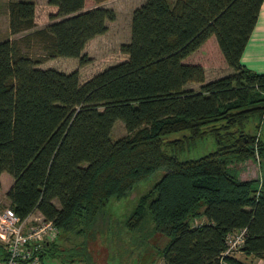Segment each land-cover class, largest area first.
Masks as SVG:
<instances>
[{"label": "trees", "instance_id": "trees-1", "mask_svg": "<svg viewBox=\"0 0 264 264\" xmlns=\"http://www.w3.org/2000/svg\"><path fill=\"white\" fill-rule=\"evenodd\" d=\"M87 1L94 5L85 8ZM102 1L46 0L56 10L40 28L33 1L6 3L8 34L28 30L0 40V174L12 178L8 207L20 219L39 212L55 240L83 235L109 197L163 168L126 221L138 227L149 213L154 230L167 237L163 264H215L225 234L243 227L240 253L264 261V140L256 137L264 73L239 61L262 0H144L119 46L124 60L83 82L76 69L39 67L56 57L89 61L85 44L115 17ZM210 37L231 72L206 81L200 54L187 58ZM189 82L200 85L194 90ZM117 119L127 133L110 140ZM208 137L213 150L179 158ZM246 160L259 165L257 195L256 179H240L234 167ZM55 240L43 243L42 262L85 254L83 247L59 250ZM6 257L0 243V262Z\"/></svg>", "mask_w": 264, "mask_h": 264}, {"label": "rangeland", "instance_id": "rangeland-1", "mask_svg": "<svg viewBox=\"0 0 264 264\" xmlns=\"http://www.w3.org/2000/svg\"><path fill=\"white\" fill-rule=\"evenodd\" d=\"M6 1L9 0H0V40L9 35L7 15L4 12ZM143 1L104 0L99 3L103 7L112 9L115 17L114 20L107 22V30L104 34L84 46L82 53L89 58V61L84 65L80 66L76 58L56 57L46 60L38 66L41 68L50 67L62 72H70L76 69L79 81L83 82L106 66L124 60L126 55L119 50V46L128 40L131 11ZM167 1L171 2L172 0ZM47 5L45 0H34V16L37 22L40 21L39 25L45 23L44 21L49 11ZM93 5V2L87 1L85 8ZM210 39L209 41L212 42L207 40L208 43L206 42V46L202 47L203 50L200 51L203 55H205L203 52L206 53L209 62L207 63L204 60L201 64L203 66H213L204 70L206 81L217 76L221 70L220 68H214L220 67L221 60L215 39L213 37H210ZM187 59L192 60V56ZM185 86L195 89L197 88V83L189 82ZM260 120L262 121L260 123L261 127L256 132V137L259 136L264 140V112H261L259 122ZM249 131L253 132L254 129L249 128ZM126 133L123 123L117 119L111 127L109 139L116 140L125 136ZM181 134V132L174 133L170 137H180ZM213 147L214 144L208 137L198 143L196 148H193L194 150L183 151L185 153L179 155V158L196 157L213 150ZM251 162L254 164H247L249 166L241 164V166H238L239 172H241L240 178L252 179L259 177L257 161L251 160ZM163 172V168H158L146 178L138 181L125 195L109 197L85 234H58L55 241L59 250L73 249L80 251L83 247L85 254L83 253L82 256L69 263H62L59 258H54L51 259L49 264H163L161 250L167 242V237L160 231L154 230V224L149 213H145L138 227H131L126 223L127 217L136 205L139 196L146 192L160 178ZM4 174L10 178L11 182V177L6 173ZM7 186L8 180L2 178L0 184V207L8 206V201L5 198ZM32 215L37 216V212L34 211ZM197 220L204 221L202 218ZM235 257L247 264H264L263 260L260 261L251 256H244L240 252L236 253Z\"/></svg>", "mask_w": 264, "mask_h": 264}, {"label": "built area", "instance_id": "built-area-1", "mask_svg": "<svg viewBox=\"0 0 264 264\" xmlns=\"http://www.w3.org/2000/svg\"><path fill=\"white\" fill-rule=\"evenodd\" d=\"M264 112V111H263ZM262 112V113H263ZM262 121L258 124H260ZM202 221L193 220V225ZM53 225L42 219H20L8 206L0 207V243L4 245L7 257L0 264H42L38 252L43 243L54 237ZM246 228L230 231L224 236V248L215 264H228L227 257L240 252Z\"/></svg>", "mask_w": 264, "mask_h": 264}, {"label": "crops", "instance_id": "crops-1", "mask_svg": "<svg viewBox=\"0 0 264 264\" xmlns=\"http://www.w3.org/2000/svg\"><path fill=\"white\" fill-rule=\"evenodd\" d=\"M31 1L34 2V0H31ZM47 6L49 7V11L47 12V16H46L45 21H44L45 23L43 25H39V22L40 21L37 22L36 19H35V16H34V22L36 24V26H35L36 28H40V27L45 26L49 22L48 15L55 13L56 8L54 6H51V5H47ZM4 12L7 15L6 5H5ZM34 12H35V7H34ZM27 31L28 30H26V31H24L22 33H26ZM22 33L8 35L7 38L8 39L16 38V37L20 36ZM101 35L102 34L94 36L87 43H89L91 40H93L96 37L101 36ZM205 45H206V42L204 43V46ZM201 50H203V48ZM203 53L205 55H203L200 52V57H199L198 61L202 59V60H206L207 63H209L208 60H207L208 58L206 56V53L205 52H203ZM198 55H199V53L197 55H195L194 57L192 56V60L193 61L196 60L198 58ZM219 58L221 60L220 61V67H214V68H220L221 69L219 71V74L217 76L212 77V78L207 79V80H212V79H215L217 77L226 75V74H228V73L231 72V69L229 67H227L226 65H224V63H223L222 58L220 57V55H219ZM239 61H240V63L243 66H245L246 68L250 69L253 72H256V73H264V0H262V2L260 4L259 10H258V15H257V18H256V22L254 24V27L252 28V31L250 32V35H249V37H248V39L246 41V44H245L244 48L242 50V53H241L240 58H239ZM208 67H213V66L204 65L203 66V70H205ZM199 85L200 84L197 83V88L199 87ZM197 88H195V89L192 88V89L196 90ZM251 122H253V121H251ZM202 141H204V140H202ZM241 164H246V166H249L247 164H254V163L251 162V161H249V160H246V161L241 162V163H236L234 165V167L236 168L238 177L241 174V172H239L240 170L238 169V166H241ZM2 178H4V179L6 178L8 180V186L11 184L12 178H11V182H10V178L7 177L4 173H1L0 174V184H1ZM240 179H246V178H240ZM26 219L33 221V219H42V216H41V214L39 212H37V216L32 215V213H31L30 215H28L26 217ZM260 261H262V260H260Z\"/></svg>", "mask_w": 264, "mask_h": 264}, {"label": "flooded vegetation", "instance_id": "flooded-vegetation-1", "mask_svg": "<svg viewBox=\"0 0 264 264\" xmlns=\"http://www.w3.org/2000/svg\"><path fill=\"white\" fill-rule=\"evenodd\" d=\"M249 161H250V160H249ZM258 168H259V166H258ZM258 174H259V177L253 178V179H256V182H257L255 195L258 194L259 189H260L261 184H262V177H261V175H260V171H259V170H258ZM53 240H55L54 237H53L51 240L47 241V243H51ZM43 248H44V246L42 247V249H43ZM42 249L38 252V258H39V259H40V252H42ZM40 261H41V259H40ZM50 262H51V260H49V261H45V260H44V262L41 261L42 264H49Z\"/></svg>", "mask_w": 264, "mask_h": 264}, {"label": "bare ground", "instance_id": "bare-ground-1", "mask_svg": "<svg viewBox=\"0 0 264 264\" xmlns=\"http://www.w3.org/2000/svg\"><path fill=\"white\" fill-rule=\"evenodd\" d=\"M54 231H55V228L53 227ZM246 233V232H245ZM245 237V236H244Z\"/></svg>", "mask_w": 264, "mask_h": 264}]
</instances>
